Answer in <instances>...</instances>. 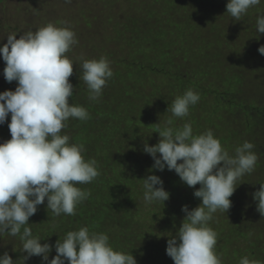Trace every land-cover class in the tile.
Segmentation results:
<instances>
[{
  "label": "rangeland",
  "instance_id": "rangeland-1",
  "mask_svg": "<svg viewBox=\"0 0 264 264\" xmlns=\"http://www.w3.org/2000/svg\"><path fill=\"white\" fill-rule=\"evenodd\" d=\"M227 3L228 0H72L71 4L64 0H0V46L7 42L10 33H17L18 39L23 32L35 31L49 22L57 26L67 22L75 32L78 44L72 46L66 55L77 65L84 59L106 56L113 71L110 79H116L115 88L124 100L137 102L131 108L135 112L127 116L130 122L113 120L111 129L118 126L120 132L127 129L132 133L136 154L128 159L132 158L137 164L135 168L145 166L146 172L151 171L149 175L159 176L170 197L164 203H147L148 212H145L142 183L136 189L127 190V195L139 198L134 213L130 210L121 212L132 220L144 216L147 222L144 229L150 231L152 238L160 244L154 248L155 254L151 255L150 250L145 255L150 260L156 258L158 264H174L166 254V247L170 236L179 230L175 220L180 218L182 222L185 218L182 206L187 205L192 210L202 203V198L193 194L199 184L189 187L174 170L152 169L154 161L143 151L145 143L149 146L158 143L160 137L156 131L164 128L169 118L173 119V127L190 122L194 135L211 129L230 155H234L235 148L244 141L255 145L253 151L259 158L254 171L237 180L236 190L229 197L230 209L214 213L209 226L218 234L215 252L222 264H239L243 256L264 262V217L257 211L253 199L259 184L264 183V55L258 52V48L264 45V34L256 31L257 16L264 14V0L250 8L240 21L226 12ZM4 67L5 62L0 57V92L14 91L17 82L5 81ZM147 67L164 73H153ZM188 89L199 93L200 100L190 106L186 117H172L167 111L168 105ZM8 123L10 115L0 125V143L11 138ZM62 134L66 133L62 131ZM87 139V135L72 138L77 144H83ZM92 157L93 153L90 154ZM118 157V154L113 157V164L120 171L124 160ZM96 161L101 173V163L98 159ZM99 180L100 174L92 182ZM121 194V190L113 192L112 200L117 207H127L128 199L120 200ZM45 204L46 199L29 218L27 226L41 239V244L55 245L47 234L48 227L54 228L63 239L66 234L60 225L73 219L62 214L59 217L43 214ZM110 215L103 218L105 224L123 220L115 211ZM153 217L164 223L158 222L152 227ZM167 219L177 228H172L174 234L163 240L162 231L157 228L170 227ZM130 228L123 224L122 229L126 232ZM146 243L148 240L144 237L137 240L142 247ZM132 249L126 248L128 251ZM4 252L9 253L14 264H23L22 258L27 255L22 252L20 236L8 233L0 235V255ZM134 252L135 249L131 254L138 260ZM56 254L50 252L49 260ZM24 264L46 262L42 261V256H32ZM145 264L151 263L146 261Z\"/></svg>",
  "mask_w": 264,
  "mask_h": 264
},
{
  "label": "clouds",
  "instance_id": "clouds-1",
  "mask_svg": "<svg viewBox=\"0 0 264 264\" xmlns=\"http://www.w3.org/2000/svg\"><path fill=\"white\" fill-rule=\"evenodd\" d=\"M64 2L71 4L72 0ZM260 3L261 0H228L226 12L240 21ZM61 24L49 22L35 31L23 32L18 39L17 33H10L0 46L4 79L17 82L14 91L0 92V125L10 115L11 136L0 143V235L20 236L22 252L27 253L23 264L32 256H42L46 264H137L131 253L114 250L106 233L90 232L86 226L68 231L55 245L41 244L27 226L45 199L54 217L75 215L77 205L90 196L78 185L91 183L100 174L95 159H84L85 146L70 143V136L61 131L67 128L69 118H89L85 107L69 103L74 93L69 81L74 62L66 53L78 40L67 22ZM256 31L264 34V14L257 16ZM258 52L264 55V45ZM110 64L106 56H101L84 59L80 65L89 100L98 101L102 96L113 76ZM199 100V93L188 89L175 97L167 111L172 117L184 118ZM172 125L173 119L169 118L165 127L156 131L158 143H145L143 151L152 157V169L174 170L189 187L199 184L193 194L202 198V203L192 210L182 206L186 215L176 235L167 240L166 254L174 264H222L215 252L218 234L209 221L218 210L230 209L229 197L236 190L237 180L254 171L259 158L253 151L255 145L244 141L230 155L211 129L194 135L190 122L180 127ZM142 180L146 203L169 199L170 193L159 176L148 175ZM259 185L253 199L264 217V183ZM53 247L57 254L49 260ZM0 264H14V260L4 252ZM239 264L264 262L243 256Z\"/></svg>",
  "mask_w": 264,
  "mask_h": 264
},
{
  "label": "trees",
  "instance_id": "trees-1",
  "mask_svg": "<svg viewBox=\"0 0 264 264\" xmlns=\"http://www.w3.org/2000/svg\"><path fill=\"white\" fill-rule=\"evenodd\" d=\"M71 60L74 62L73 58ZM80 65L74 62L73 74L69 77V81L74 87V93L73 96L69 98V103L85 107L89 113V118L85 121L69 118L67 121V128L61 131L70 135V143H74L72 138L76 135H87L88 139L83 143L86 151L82 155L87 161L91 159L90 154L93 153L92 159H98L101 163V181L78 185L82 190L89 191L91 189V191H89L90 196L84 200L85 202L83 201L84 203L77 205L75 215H66L73 220L65 225H60V229L66 234L68 231L78 230L86 226L89 228L90 232L106 233L109 236V243L114 250L133 253V249H135L136 252L134 253L138 256V260L136 259L137 264H145L146 261H149L151 264H158L156 258L153 257L152 260H150V258L145 255V253H149L150 250L151 255H153L154 248L160 244L152 238L150 231L147 232L144 229L147 226V222L143 218L144 216L142 215L132 220L124 211L121 212L122 210H130L134 213V208H136L135 204L139 203V198L134 195H127V190L138 188L143 183L142 179L146 178L151 173V171L146 172L147 168L144 165V167L135 168L137 164L132 161V158L128 159L130 155L136 154L134 151V139L133 136H130L132 133L127 129L124 133L120 132L118 126H115L113 130L111 129L113 120H117L118 123H123V119L130 122L127 116L135 112V109L131 110V108L135 106L137 102L131 99L124 100L123 96L118 92V89L115 88L116 79L114 78V80L109 79V82L107 81L108 83L104 86L102 96L98 101L89 100V92L86 84L83 82L82 68ZM147 68L149 70L151 69L153 73H156V71L159 74L164 73L158 71L157 68ZM106 86L107 88H105ZM96 122L99 123V126L96 125ZM114 124L116 125V122ZM117 154L119 155V159L124 160L120 166V171H118L113 164V157ZM132 157H135V155ZM137 157L140 158L139 156ZM118 190L122 192L120 200L124 198L128 199L129 205L127 207L124 205L122 206L123 208H121V206L117 207L116 203L112 200V193ZM46 206L47 204H45L44 210L42 211L43 214H52ZM147 207L148 204L145 203V212H148ZM118 209L120 210L116 211ZM112 211H115L116 215L122 217L123 220L117 223L113 221L112 223L105 224L103 218L111 216L110 213ZM157 220L161 219L157 217L151 219L152 227L159 222ZM175 221L178 222V228L173 226V221H169L168 219L166 223H168L170 227L157 228L162 231L161 236L164 238H162L163 240L174 234L172 228L179 229V222H181L180 218ZM160 223H164V221H160L159 224ZM123 224L125 226H131L128 232L122 229ZM136 224L139 226L136 227ZM48 228L47 234L53 240V243L61 239V235L56 232L54 228ZM143 237L148 240V244L146 243L142 247L137 244V240ZM127 246L133 249L128 251L126 250ZM141 248H143L142 252ZM51 252L56 254L55 250Z\"/></svg>",
  "mask_w": 264,
  "mask_h": 264
}]
</instances>
